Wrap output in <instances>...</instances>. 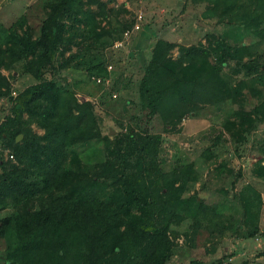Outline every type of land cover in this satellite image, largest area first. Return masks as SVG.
<instances>
[{
	"label": "trees",
	"instance_id": "1",
	"mask_svg": "<svg viewBox=\"0 0 264 264\" xmlns=\"http://www.w3.org/2000/svg\"><path fill=\"white\" fill-rule=\"evenodd\" d=\"M87 4L42 0L35 34L21 17L0 35V67L31 79L15 91L0 72V97L9 103L0 118V210L9 209L0 215V264H166L174 238L170 226L185 217L177 210L180 202L192 199L185 191L194 162L163 169L162 136L149 130L151 120L158 117L163 129H172L203 103L241 104L249 94L250 108L232 110L223 122L237 150L245 132L264 121V0H206L203 16L223 23L222 29L205 31L206 44L146 37L137 98L123 100L131 121L126 144L102 135L103 157L84 164L75 145L101 129L93 126L92 101L77 100L64 75L82 70L103 84L111 65L105 46L127 26L121 22L111 26L116 33L103 30L106 39L97 36ZM110 91L103 88L100 100ZM32 123L43 131L35 132ZM5 148L12 158L2 156ZM262 154L259 143L256 155ZM235 200L247 208L261 197L246 183L232 194L229 208ZM191 204L194 227L223 217L215 203L194 198ZM232 222L221 221V227L234 228Z\"/></svg>",
	"mask_w": 264,
	"mask_h": 264
},
{
	"label": "rangeland",
	"instance_id": "2",
	"mask_svg": "<svg viewBox=\"0 0 264 264\" xmlns=\"http://www.w3.org/2000/svg\"><path fill=\"white\" fill-rule=\"evenodd\" d=\"M41 1L0 0V35L8 27L16 25L21 17L33 30L32 34H35L42 15ZM84 1L94 12V17L89 19H92L95 34L103 39H106L103 30H111L112 25L118 28L121 22L127 23L126 27L129 28L136 14L140 13L139 27L130 29L122 45L113 46L114 39L105 46V50L111 49V65L107 68L109 74L103 84L95 82L92 77L88 78L82 70L64 75L74 90L76 99H88L96 109L98 126L95 123L93 126L96 131L98 128L101 130L97 131L94 138L75 145L84 164L90 167L96 158L103 157L102 135L114 137L122 148L126 144L125 127L131 121L124 111L123 100L137 98L139 61L148 56L145 48L142 49L146 37L151 39L155 36L184 45L197 41L206 44L205 31L211 28L219 31L223 23L203 16L202 9L206 0ZM116 32L112 29V33ZM176 47L174 45L169 50L172 56L176 53ZM14 67L18 70L19 62L14 63ZM8 77L11 88L15 91L31 82V79L21 74ZM108 87L111 88L110 93L103 92L100 100L101 90ZM253 103L254 98L249 94L241 104L203 103L195 111L185 114L172 129H163L158 117L154 116L151 120L149 130L162 136L158 153L159 165L168 170L177 164L193 161L192 179L186 185L185 194L191 196L189 199L197 198L207 203H215L216 209L223 212L220 221L216 218L213 222H204L201 226L194 227L191 223L192 199L191 202H180L177 210L185 217L177 225L170 226L174 238L166 264H264V237L261 234L264 229V154L256 155L257 145L264 144V121L245 132L246 138L242 139L240 150L235 149L234 139L223 126L232 110H247ZM8 105V101L0 97V118L7 112ZM31 128L37 133L43 131L34 123ZM216 135H219L216 145L211 146ZM206 147H209L207 151ZM4 150L10 152L9 148ZM208 151L215 152L208 156ZM246 183L259 191L261 200L249 203L247 208L239 200H235L233 207L229 208L232 194L238 193ZM7 211L9 209H1L0 215ZM231 220L239 221L240 226L234 225ZM221 221L224 224L232 222L234 228L221 227ZM1 246L0 240V248Z\"/></svg>",
	"mask_w": 264,
	"mask_h": 264
},
{
	"label": "built area",
	"instance_id": "3",
	"mask_svg": "<svg viewBox=\"0 0 264 264\" xmlns=\"http://www.w3.org/2000/svg\"><path fill=\"white\" fill-rule=\"evenodd\" d=\"M139 19H140V13H137L136 14V18L135 20L133 21L132 25L130 28H125L123 31H122V36L120 39H115L112 43L113 46L117 47L119 45H122V43L126 40V37L129 35V32H130V29H137L139 27ZM109 64L106 66V68H109ZM93 77V76H92ZM95 81H99L100 78L98 76L94 77ZM12 93H14L12 91ZM3 155L4 157H8V158H12V155L11 153L7 150H3Z\"/></svg>",
	"mask_w": 264,
	"mask_h": 264
},
{
	"label": "crops",
	"instance_id": "4",
	"mask_svg": "<svg viewBox=\"0 0 264 264\" xmlns=\"http://www.w3.org/2000/svg\"><path fill=\"white\" fill-rule=\"evenodd\" d=\"M7 71V72H4V71ZM0 72L2 73V74H4L6 77H7V79H8V81H9V77H8V75L10 76V74H13V76H10V77H14V76H16V72H14L13 71V69L12 68H10V69H7V68H4V67H0ZM10 82V81H9ZM11 83V82H10Z\"/></svg>",
	"mask_w": 264,
	"mask_h": 264
},
{
	"label": "water",
	"instance_id": "5",
	"mask_svg": "<svg viewBox=\"0 0 264 264\" xmlns=\"http://www.w3.org/2000/svg\"><path fill=\"white\" fill-rule=\"evenodd\" d=\"M19 136H20V134H17V135L15 136V139H17Z\"/></svg>",
	"mask_w": 264,
	"mask_h": 264
}]
</instances>
